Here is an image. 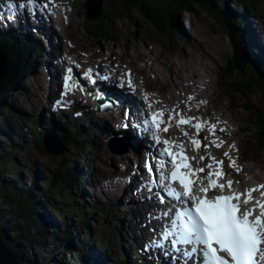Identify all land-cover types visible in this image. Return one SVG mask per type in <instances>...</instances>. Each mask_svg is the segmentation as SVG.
<instances>
[{
	"label": "rangeland",
	"instance_id": "1",
	"mask_svg": "<svg viewBox=\"0 0 264 264\" xmlns=\"http://www.w3.org/2000/svg\"><path fill=\"white\" fill-rule=\"evenodd\" d=\"M81 1L82 2L78 1L77 9H62V11L64 10L72 15L71 18L75 17L74 23L70 26H63L64 28H57L59 30L58 32L64 36V33L68 34L70 40H68L67 43L69 45L72 44L75 48V53L70 54L73 58L84 63H90L93 60L100 62L102 57H99V54L91 57L90 54L81 51L80 48H82V46H87L88 43H93L94 39L99 38L103 44L109 47H113L115 44L119 43L121 47L116 49V52L119 54L120 51H122L120 54L122 55L123 51L126 49L124 46L129 43L130 40L133 43L131 45L130 58L134 61V65L139 70L149 71V73L146 71V75L143 74L146 77V85L152 84V90H154L155 87H161V84H165L168 81L170 83L175 81L176 86H170L166 91V96L164 98L166 102L175 105L177 102L181 101L177 94L183 97L186 94V90L190 89L191 92L189 96L195 97L199 95L200 99L194 103H187L186 109L198 105L202 107L203 109L197 114L199 118L214 119L216 117L219 119L221 115L220 111L224 113V116L221 118L225 116L229 119L231 117L234 118L235 120L231 127L223 124L220 126V129H224L227 132H234V138H237L239 141L240 151L238 154L241 164L244 167L253 164L262 165L264 167V101L262 97L258 99V96H261V94L254 86L256 81L250 78L248 68L240 67L235 59L234 48L230 39V29L217 13L219 10H225L224 8L226 7L228 10L232 11V9L236 7L235 3L237 0H229L230 2L226 6L223 4V1H221L220 4L217 5V9H210V11H208V9L195 7L192 13L181 12L174 25H171L169 20H167L169 9H172L174 6V0H152L151 2L149 0H144L149 7L158 9L161 14V18L164 22V26H162L161 29L155 28V26L143 17L137 9L127 7L120 0H103L99 17L94 21H89L86 18L87 9L83 7V3L86 2V0ZM138 1L141 2L142 0ZM236 4L240 12L243 11V5H246L248 7L246 10L250 18H257L253 21L254 24L258 22V25L261 24L264 27L263 4L258 0H238ZM62 19L65 25L69 21V19L65 17ZM239 29L242 30L243 25H240ZM239 35L240 31L235 34L238 39L240 38ZM186 38L189 40L198 39L203 42L208 39L213 42L214 44L212 45L209 42H207V44L212 46L211 52L214 54L217 63L215 65H209L208 62L202 58V54L196 51L192 44L187 43ZM134 44L139 47L140 50L138 49V51L140 53H137L138 51L135 49ZM179 46L185 47L184 51H186L187 55L182 54ZM150 53L159 55V63L163 62V64H157L149 60L152 58ZM35 54L36 56H34ZM0 55L2 56V54ZM39 55L40 52L38 51L33 54L31 52L28 56V59L34 56V61L31 65L34 66V63L37 62V56ZM13 60H17L16 62H18L19 59L13 56ZM21 61L23 62L25 60L21 59ZM118 62L119 60L112 59L114 66H116ZM163 65H171V68L163 67ZM37 71L42 72V68L39 67L35 69L34 67V70L24 77L23 80L21 79L19 82H16L11 89V93L6 94L3 98L4 105L0 107V119L5 116L11 117L14 120V126L18 132L23 135L25 144L18 147L19 151L14 152V156L9 157L7 160H3L2 157L0 158V181L4 178H14L17 174L21 173V170H25L22 169L20 163L22 162L24 165H27L29 163L28 158L31 155L36 156V161H33L32 164L38 162L40 165L49 167L48 169H50L49 172H51V174L57 172L62 179L68 178L69 171L74 166V163L78 164L79 167H83L85 170L102 166L104 174L107 176L108 172L111 170V165H103L102 163H100L101 165H96V162L84 165L87 161L89 162L93 156L100 157L105 152L113 155L114 153L106 149L101 139L100 145H94L97 142L96 138L99 137L100 134L91 131V127L83 120L73 122L72 126L70 124L66 126V130L69 133L77 136L76 140H87L89 144L93 145L89 151L85 152L83 159H77L75 155L77 151L81 149H76L73 146L66 147V150L70 152L71 156L66 154L68 162L65 163L66 165L62 164L59 166L58 161L65 152L61 155L54 156L49 153H43L38 149V145L32 140L33 135L37 132L32 125H35L37 128L38 118L31 113L27 102V99H29L27 96H30L32 93L37 92L39 95L42 94L43 96L46 93L47 83L43 75L42 77L36 78V82H34V73ZM209 76L212 77L214 84L208 83ZM38 83H40V87H42L41 90L37 87V85H39ZM251 85L254 93L247 89V87ZM18 87L28 90V94L24 95L26 100H21L20 96L14 95L13 91ZM246 91L251 94L246 93ZM247 98H249L251 106L238 104L241 102L244 103L243 101ZM14 99H18L16 105L12 104ZM60 116H56V118L59 119ZM97 122L99 123V120H97ZM239 127H245L246 130L238 132L237 129ZM260 131H262L263 134L260 135ZM3 150L4 152H11V147L3 143ZM93 150L94 154H92ZM0 154H2L1 151ZM70 161L73 162L72 165H68ZM139 161L136 162L138 167L141 166L142 157ZM1 165H5L6 167L2 168ZM122 165L123 164L118 165L115 171H121ZM255 171L258 173L259 169ZM34 174L35 172L33 169L32 175ZM94 176V179H91L89 174L87 177L81 176L80 180L83 184L79 185V188H76L70 193L64 190L66 189L64 185L59 184V186L50 187L45 186L46 182H43L45 184L33 182L34 192H32V195L38 198L37 202L39 201L41 205L45 206L46 211H48L51 216L52 211H57V213H59L57 217L52 216L57 223L63 218L72 222L73 226L76 228L75 235L77 236L74 239L75 243L92 246L95 251L98 250V254L102 253L106 255L110 261L114 257V255H112L113 251L117 250L115 248L116 244H119L121 250L127 248L126 244L129 241L128 236H130V233L128 229L121 227V222H129L131 216L128 210L130 209L123 208L121 205V201L125 202L126 199H121L119 202L117 198H107L98 191L96 192V196H98V199L96 198V200H98L97 204L90 203L88 206H82L75 202L76 196L79 195L81 190L86 188V184H100L99 176ZM245 177L248 180L256 179L258 181H264V170L261 171V174L258 176L248 174ZM77 180L79 179L76 178L75 181L77 182ZM37 188L42 192L40 193ZM86 189H90L91 193L94 191L91 188ZM58 190L62 192L59 194ZM45 198L52 199L50 204H46L44 201ZM3 200H7V198L0 197V209L4 210V212H8L10 207L8 208L5 206L8 204H6L7 202H3ZM12 201L14 203L13 207L19 206L17 200L14 199ZM33 207L34 206L30 203L27 212L23 211V209V212L18 210L16 212L17 216L11 213L8 215L4 213L3 218L0 219V234L8 238V246L15 256L17 258L19 257L18 260L20 263L44 264L42 259L46 260L49 256H55V261L58 260L59 262L65 263L71 261L70 264H75L76 262L73 261V259H75L76 255L80 256L75 249L66 251L65 255H59L60 257L52 253V251L56 249L63 251V242L59 240H63L62 237L64 235H60L57 239L53 238L54 236L50 238L48 237L50 232L47 228L41 227L38 222L35 224L31 223V217H28V214L30 213L35 217L37 216ZM117 212L122 215L121 221L116 219L118 218L117 214H115ZM53 222L57 224L54 220ZM15 224H17V226H15ZM114 226H116V229L113 230ZM34 228H37V233L34 231ZM84 228H86V230ZM17 229L22 232L25 237H28L30 241H33L35 246L33 244H22L17 237ZM44 230H47V233ZM116 230L119 232H116ZM36 234L38 235L37 237ZM116 257L119 263H123L126 258L121 253L116 255ZM48 264L52 263L49 262Z\"/></svg>",
	"mask_w": 264,
	"mask_h": 264
},
{
	"label": "bare ground",
	"instance_id": "2",
	"mask_svg": "<svg viewBox=\"0 0 264 264\" xmlns=\"http://www.w3.org/2000/svg\"><path fill=\"white\" fill-rule=\"evenodd\" d=\"M78 1L82 2L81 0H70L69 2H67L66 0L63 2H60V4L58 5V10L59 13H63V15L69 19V26L72 25L74 23V18H71L72 15L68 14L65 11L60 10L61 9V5L64 4H68L69 6H71L72 8L75 7V9H77V5H78ZM87 1V0H86ZM84 4V8H85V4L86 2L83 3ZM225 4L228 5V3L225 1ZM224 4V5H225ZM232 14L238 16L239 18H241V22L239 24V26H236V31L233 32V36L232 39H234V41L236 43H238L244 53V57L246 58L247 62L249 64L252 65V67H254V69L256 70V72L259 74V76L261 77V79H263L264 81V70L261 72L260 71L262 68L264 69V62L263 61H259V56L262 55V52L264 51V46L260 41V37H259V31H264V27L259 24L258 26H253L249 16L246 15L243 12H238L235 11L234 9H232ZM61 26H67L63 23L62 19L59 21L58 23ZM58 25V26H59ZM240 25H243V29L240 30L239 27ZM57 31H49L47 29L44 28V32L43 30L39 29L38 33L41 36V48H42V53L43 56H37V62L34 63V66L31 65V63L34 61V56H36V54L34 56H31L28 59V56L34 53V49L37 47L36 45V41L33 39V34L27 30H24L22 28L18 29L17 31H10L9 27L6 26L4 29L0 30V44L3 43H9V47L13 48L14 50H17L19 53V56L21 59L25 60V63H27V65H29L30 67L35 69L37 68H42L44 67L45 70L49 69L51 71L52 69V65L50 63V60L48 59H44V56H48V54H52V50L56 49L59 51H64L66 53H75V48L71 45H69L67 43L69 39L68 34L64 33L65 36L63 34H61L60 32ZM240 31V38L238 39L235 34ZM54 33V34H53ZM8 34V35H6ZM52 34L54 35V37L56 36V40L57 42L55 43V45L52 44ZM70 34V33H69ZM200 37H204L201 35H198ZM187 43L188 44H192L196 51L200 52L202 54V58L208 62V64H212L215 65L217 63L214 54L211 52L212 46H209L207 44V42H209L211 45L214 44L213 42H211L210 40H206L205 42L198 40V39H193V40H189L187 39ZM133 43L129 40V43H127L124 47L126 48L125 51H123V54L120 55L122 53V51H120V53L118 54L116 52V49L120 48L121 45L119 43L115 44L113 47H109L105 44H103L99 38L94 39L93 43H88L87 46H82V48H80L81 51H84L85 53L90 54L91 57L96 56L97 54H99V56H103L105 57L108 61L114 59V60H121L123 64H125L127 66V69H132V70H136L138 71L137 75L140 76L142 83L141 88L145 89L148 91V93L150 94V96L152 97V94H159L163 97L166 96V91L170 88V86H176V82L173 81L172 83H170L169 81L166 82L165 84H161L160 88H156V91L152 90L153 87L151 85H146L145 84V77L142 74V70H139L136 68V66L134 65V61L130 58V52H131V45ZM135 45V44H134ZM4 47V46H3ZM179 48L181 49V52L183 55H187L186 51H184V46H179ZM135 49H139L138 46L135 45ZM140 50V49H139ZM127 51V52H126ZM137 53H140L139 51ZM58 53L56 52L55 55H57ZM60 56V54H59ZM150 56L152 57V62L154 63H159V55H154L152 53H150ZM248 56V57H247ZM28 60V62H27ZM52 60V59H51ZM151 60V58L149 59ZM159 64H163L159 63ZM163 67H168L169 69L171 68V65L169 66H164ZM207 67V65H206ZM34 72V71H33ZM43 73H40V71H37L34 73V82H36V78L38 77H42ZM136 81V79H134ZM137 82V81H136ZM264 83V82H263ZM39 85H37V87H39V89L41 90V85L40 83H38ZM256 87V89L259 91V85L255 84L254 85ZM108 88L111 90L112 88L110 86H108ZM247 89H249L250 92L254 93V90L251 86H248ZM15 96H20L21 100H26L24 98L25 94H28V90H26V88H22V87H18L13 91ZM246 93L251 94L249 92L246 91ZM243 95V94H242ZM27 96V95H26ZM43 97L42 95H39L37 92L32 93L30 96H27V102L29 105V108L31 110V113L36 116L38 118L39 121V125H40V130H43V128H45L47 131H51L52 128H62V126L56 124V120L54 122V120L52 119V117H49L47 119H45V114H44V107L42 106V101H43ZM261 96H258V99ZM18 101V99H14L12 101V104L16 105V102ZM244 103H238L243 104L244 106H251L250 104V100L249 98L245 99L243 101ZM184 103H188V99L184 100ZM84 109H88L87 113H83V116L81 118V120H83L84 122H86V124L91 127V131H93L94 133H102L104 135V138H109V125L112 123L111 118L108 114H103V113H99L97 112L95 109H92L91 107L86 106L85 104H81L80 107H83ZM177 108V107H175ZM227 108V107H226ZM221 112V116H224V113L222 111ZM237 116V115H234ZM226 117V116H225ZM224 117V118H225ZM100 119V123H97V120ZM223 119V118H222ZM226 119V118H225ZM234 118H230L227 119V121H229V125L231 126L234 122ZM82 121V122H83ZM218 124H221V121L218 120L217 121ZM115 125V124H114ZM243 127H239L238 128V132L242 131ZM111 130V129H110ZM226 136H228V134H225ZM229 141H233L235 140L237 145L236 147L233 149L234 154L237 155V157L239 158L240 156L238 155V152L240 151L239 148V141L237 138L232 139L229 138ZM3 143H5V145H9V147H11V152H4L3 150ZM25 144L24 142V137L21 133L18 132V130L16 129V127L14 126V120L11 117L5 116L3 118L0 119V151L2 152V154H0V158L2 157L3 160H7L9 157L14 156L13 153L16 151H19L18 147H21ZM11 145V146H10ZM216 149H219L215 146H213L211 148L212 151H215ZM143 150V149H142ZM67 150H65V154L59 159L58 161V165H66L65 163L68 162L67 159V155H70V152H66ZM63 152V153H64ZM62 153V154H63ZM73 153V152H72ZM84 151H77V153L75 154L77 157H81L82 159L84 158ZM94 154V152H93ZM71 156V155H70ZM36 156H29L28 160L29 163L26 165H24V163H20L22 169L25 170H21L19 174H17V176H15L14 178H4L0 181V197L3 198L5 197L3 195L4 191H6L7 189H17L20 191V193H25L27 192L28 189H32V192H34V188H33V182L36 183H41V184H45L43 182H46L45 186H49L50 180L52 179V174L51 172H49L50 169H48L49 167L40 165L38 162H35L34 164L33 161H36ZM129 159H132V157L128 156V153H121V155L116 156L110 153H103L102 156H97L94 157L89 160V162L87 161L84 165H89L91 164V162H96V165H101L100 163H102L103 165H111V170L108 172V175L105 176L104 174V169L102 166H98L97 168H88L87 170H85L83 167H79L78 164H73L74 166L72 167V169H70V173L68 174V178L66 180H69L70 178L72 179H79V185H82V181L80 180L81 176H86L91 173H95L96 175L99 176V181L100 182H105L107 186H103V185H98V184H92V183H88L86 184V188H91L94 191L91 193L90 189H83L79 192V195L76 196L77 198L75 199L77 203L81 204L82 206H88L90 205V203H95L97 204L98 200H96V198L98 199V196H96V192H101V194H105V197L107 198H118L119 200L121 198H127L128 194H129V189L127 187L123 188L122 185L119 184V182L121 183V181L124 179V177H126L129 174L130 171V165H128V161ZM98 162V163H97ZM72 161H70L68 163V165H72ZM111 163V164H110ZM123 164L121 166V171H115V169L118 167V165ZM135 164V163H134ZM132 164V165H134ZM23 165V166H22ZM48 165V164H47ZM2 168H5V165H1ZM34 169L35 174L32 175V170ZM259 169V172L257 173L255 170ZM264 170V167L262 165H251V166H245L242 168L241 174L243 175V173H249L252 174L253 176H258L261 174V171ZM25 172V173H24ZM44 173V174H43ZM240 174V173H239ZM239 174L237 173H231L232 176H238ZM18 182V184L16 185V183ZM89 182V181H88ZM28 183H32V184H28ZM5 185H7L8 187H5ZM79 185L77 186V188H79ZM37 190H39V188H37ZM66 192L70 193L73 192V189H65ZM40 191V190H39ZM38 191V193H39ZM42 191H40L41 193ZM31 196L33 198H35V196L32 195ZM100 198V197H99ZM106 198V199H107ZM38 198H35V200ZM104 201V200H103ZM34 202H31V204L34 206L33 209L34 211H36V222H38V224L41 227H45L47 228V230L50 232L48 235V237L52 238H58L60 237V235H64L62 237L63 240H59L62 241L63 243V251H59V249L53 250L52 253H55L56 256H63L65 255L66 251H69V248L66 247V244L68 242L69 237L70 241L72 240V248L73 250H77L76 252L78 253H82V255L80 256H75V259H73V261H75V264H139V260H132L129 259V250L127 249H120L119 244H116L115 248L117 249L116 251H113L112 255H114V257L109 261L108 257L102 253L98 254L97 251H95L92 246L90 245H81L79 243H75L74 239L77 235H75L76 233V228L73 226L72 222L67 220V219H62L59 223L56 222V220L53 217H57V213L52 211V216L49 214L48 211H46L45 206L41 205L39 202L33 204ZM139 205H135L134 207H132L134 210L131 211L130 216L131 219L129 220V222H121V227L125 228V229H129L131 228V226H136L138 225V223L140 222V220H144L145 217L144 216H137ZM22 211L20 209V206L18 207H13V209H15V213L18 211ZM123 210V209H121ZM117 214L116 218L118 221H121L122 219V215L121 213L119 214L118 212L115 213ZM57 223L55 224L52 220ZM61 223V224H60ZM53 224V227H52ZM116 229V226L113 227V230ZM40 230V229H39ZM47 230H44L47 233ZM140 230V229H139ZM34 231H36V233L38 232L37 228H34ZM41 231V230H40ZM60 231V232H59ZM78 231V230H77ZM116 232H118V230H116ZM63 233V234H62ZM44 234V233H43ZM47 235V234H46ZM38 235L36 234V237ZM42 241V240H41ZM42 243V242H41ZM71 243V242H70ZM57 245V244H56ZM26 247V246H25ZM71 251V250H70ZM124 252L125 255V260L123 261V263H119L118 259L116 257V255L120 254L121 252ZM79 255V254H78ZM128 255V256H127ZM59 256V257H60ZM77 257V258H76ZM46 259V258H45ZM55 256H49L48 259L44 260V264H48L49 262H51L52 264H70L71 261H67L65 262H59L58 260L55 261ZM20 262V261H19ZM21 264V263H20ZM142 264H151L149 262H143Z\"/></svg>",
	"mask_w": 264,
	"mask_h": 264
},
{
	"label": "snow or ice",
	"instance_id": "3",
	"mask_svg": "<svg viewBox=\"0 0 264 264\" xmlns=\"http://www.w3.org/2000/svg\"><path fill=\"white\" fill-rule=\"evenodd\" d=\"M34 5L35 0H26L25 3L19 5L9 0L7 8L12 11L10 18L16 17L17 8L30 11ZM35 6L40 7L39 5ZM42 7H47V5ZM68 72L71 74L72 69H68ZM90 72L91 70L86 72V75L91 79ZM126 75L130 77L131 74L127 73ZM69 79L70 75L65 77L66 88ZM92 82L95 83V80ZM129 85H131L130 80ZM188 100L191 101L192 97H188ZM110 106L104 105V107ZM165 116H167V120H165ZM176 116L180 117L176 122L177 127L182 125L193 127L197 136L207 124L204 121L193 125L192 120L199 118L185 117L176 109L167 112L161 109L153 112L144 122L153 132L155 142L164 144L161 156L168 157L171 164L170 172L161 173L158 180H151L148 184L152 185L157 182L163 184L168 189L167 195L178 201L181 206H174L176 207L174 214L164 213L165 216L170 217V227L164 229L161 239L171 238V249L177 253L181 252V248L178 246H188L182 251V256L185 262L192 261V264H264V191H260L264 189V185L236 192L232 185L239 181L220 182L226 173L223 170V161H216L215 157L211 158L212 164L193 168L189 161L196 158L186 156L182 144L174 145L167 139L161 141L158 135L160 131L167 132L169 130L171 121ZM207 130L213 137L210 144L221 148L224 141L216 138V125H211ZM220 131H224V129H220ZM182 134L188 135L187 132ZM191 144L194 146V150L201 147L199 139H192ZM230 148L234 149L235 145H231ZM174 149H178V151ZM223 155L229 160L228 166L236 169L239 174L242 169L237 165L236 159L232 158L229 152H224ZM205 159L204 155H200V161ZM164 164V160H158L157 170L162 169ZM213 165L216 166L215 170H213ZM145 167L151 176L154 171L153 165L146 161ZM206 169H208L207 172ZM200 173H205V175L201 177ZM204 180H207L206 186H204ZM177 184L179 187L176 186ZM197 185H200L199 195L194 190ZM226 188L230 194H223ZM216 189H219L220 195H208L210 191ZM257 191H260V199H256L253 195ZM159 202H164L163 197ZM242 204H252L253 206L242 210ZM151 246L162 247L163 245L152 241L146 247ZM165 255L168 253L166 252ZM173 259L177 258L173 257Z\"/></svg>",
	"mask_w": 264,
	"mask_h": 264
},
{
	"label": "trees",
	"instance_id": "4",
	"mask_svg": "<svg viewBox=\"0 0 264 264\" xmlns=\"http://www.w3.org/2000/svg\"><path fill=\"white\" fill-rule=\"evenodd\" d=\"M120 1L127 7L137 9L143 17H145L147 20H149V22L153 26H155V28L161 29L162 26H164V22L161 18V14L159 13L158 9H153L149 7L144 0H142L141 2L138 0H120ZM149 1L151 2L152 0H149ZM221 1L223 0H174L173 2L174 6L172 9H169L167 20H169V23L171 25H174L175 21L178 19L179 13L181 12H188V13L191 12L192 13L195 7H198L200 9H206V10L208 9V11H210V9H217L218 7L217 5L220 4ZM225 1L226 0H224V4H225ZM258 1L264 5V0H258ZM217 13H218V16L225 22V24H227L228 28L230 29V39L233 44L235 59L237 60L240 67L246 65L245 63L246 58L244 57V53H243L241 46L238 43L236 44L234 39H232V36H233L232 33L236 31V27H235L233 18L231 16V13L227 11V9L219 10L217 11ZM9 46L10 45H7L6 43L0 44V54H2V57L4 58V63H5L3 74L0 77V107L4 105L3 103L4 96L8 93H11V89L14 87L15 83L19 82L25 74L29 75L31 71V67L27 65L25 61L23 62L21 61L19 53H17L18 51L14 50L13 48ZM13 56L18 57L19 59L18 62H16L17 60L16 61L13 60ZM252 76L253 78H256V75L254 72L252 73ZM263 100H264V97H263ZM60 140L63 142L64 146H67L72 142L73 143L76 142L75 139L70 136L66 137L65 139H63V137H60ZM34 142L38 143L39 150H41L43 153H47L46 150L44 149L43 137H34ZM77 145H79V143ZM59 175L60 174L57 172L52 173V177H51L52 179L50 180V183H49L50 187L59 186L60 184V185H64L66 189L75 190L77 188L78 182L75 181L76 178L75 179L70 178L69 180H66V179H62V177ZM17 184L18 182L16 183V185ZM5 187H8V186L5 185ZM58 192L60 194L62 191L58 190ZM31 193H32V189H28L27 192L25 193H20V191L17 189H7L6 191H4L3 195L7 198V200H3V202H7L6 204L8 205H5V206H7L8 208L10 207V208L8 209V212L6 211L4 212V210L0 209V219L3 218L4 213H6V215L11 213L17 216V213H15L16 210L13 209L14 203L12 200L14 199L18 201L20 209L21 210L23 209V211L25 212H27V208L29 207L31 202H34L33 204L38 203L39 202V201L37 202L38 199L35 200V198L31 196ZM44 201L46 202V204H50V201H52V199L45 198ZM53 212L57 213V211H53ZM58 214L59 213H57V215ZM28 217H31V221H30L31 223L33 224L37 223L35 220V217L32 214L29 213ZM15 226H17V224H15ZM84 229L86 230V228ZM16 233L18 234L17 237L19 238L22 244H25V245L35 244L33 241H30L28 237H25L22 234V232H20L18 229ZM2 238L6 240L7 244L9 243V240L7 237L2 236ZM70 238L71 237H69L68 239L66 247L69 248V250H73L72 240L70 241Z\"/></svg>",
	"mask_w": 264,
	"mask_h": 264
},
{
	"label": "water",
	"instance_id": "5",
	"mask_svg": "<svg viewBox=\"0 0 264 264\" xmlns=\"http://www.w3.org/2000/svg\"><path fill=\"white\" fill-rule=\"evenodd\" d=\"M102 0H93L88 2L87 15L89 20H95L100 15ZM4 58L0 55V77L4 70ZM245 66V65H244ZM242 66V67H244ZM44 148L52 155H61L66 148L60 143L57 137L44 140ZM0 264H20L19 260L9 248L6 240L0 236Z\"/></svg>",
	"mask_w": 264,
	"mask_h": 264
}]
</instances>
